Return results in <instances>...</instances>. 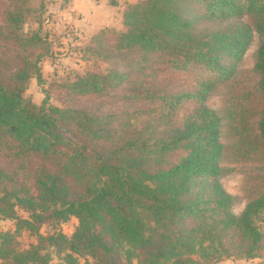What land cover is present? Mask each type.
<instances>
[{"label":"trees","instance_id":"16d2710c","mask_svg":"<svg viewBox=\"0 0 264 264\" xmlns=\"http://www.w3.org/2000/svg\"><path fill=\"white\" fill-rule=\"evenodd\" d=\"M0 1L5 4L0 8V217L16 222L14 232L0 231V264H51L54 258L59 264H205L229 257H260L264 264V229L258 225L264 191L240 214L233 211L234 197L221 181L223 117L206 103L215 84L233 76L259 34L257 132L250 131L249 110L239 113L231 128L236 156L264 151V0L127 3L124 29L100 28L84 50L103 58H137L127 68L77 74L66 82L71 94L104 93L124 84L131 69L143 72L155 63L176 68L195 63L212 76L192 91L166 94L151 91L143 78L132 79L133 87L140 82L146 88L127 97L155 101L160 110L127 111L123 120L54 105L46 89L39 104L28 97L30 80L44 81L40 62L46 54L35 49L46 48L47 39L41 28L22 31L31 11L27 0ZM246 16L251 23L198 27ZM108 32L115 35L112 42L104 39ZM185 101L197 105L177 122L172 118ZM135 114L147 116L130 120ZM73 216L78 225L71 236L61 229L40 231L47 222ZM22 230L34 234L36 243L19 247Z\"/></svg>","mask_w":264,"mask_h":264},{"label":"rangeland","instance_id":"374dc122","mask_svg":"<svg viewBox=\"0 0 264 264\" xmlns=\"http://www.w3.org/2000/svg\"><path fill=\"white\" fill-rule=\"evenodd\" d=\"M81 1V0H79ZM92 3L99 0H91ZM138 0H122L125 4ZM27 5L31 8L26 14L22 24L24 33H32L40 29V34L47 39L46 48L35 49V52L44 51L45 56L41 60V70L43 83H38L36 78H32L26 89V95L34 102L41 103L45 98V89L50 94V103L60 107L79 108L98 115L115 114L112 120H123L127 114L135 109L156 106L157 112L160 110L158 103L151 104L142 99H130L127 96L132 92H141L145 86H149L151 91L157 94L181 93L192 91L201 79L212 76V73L198 64H191L186 68H176L164 63H155L148 66L143 72H137L136 68L131 69V77L118 87L107 90L101 94H91L77 96L70 93L66 82L73 80L77 74H83L88 70L104 72L109 68L123 69L127 64L133 63L136 56H130L129 61L120 57L103 58L92 52L84 50L86 42L91 38L99 26L106 22V15L102 13L96 16V20H89L88 7L85 11H80L76 7L75 0H27ZM5 4L0 1V8ZM235 21L251 23L249 17L230 21H203L199 24L200 29H217ZM124 29V25H123ZM115 35L106 33L104 39L112 42ZM261 42L259 34L255 33L253 41L246 51L243 59L238 64L233 76L225 81H219L207 95V105L217 111L222 117L221 140L226 145V155L222 161L224 169L221 181L225 189L234 197L233 211L240 214L249 199L264 191V151L253 152L252 157L243 159L236 156L234 146L235 135L231 128L232 120L239 119V113L249 110V125L252 133L257 132V120L262 108V97L259 90L260 75L256 70V53ZM9 52L8 48L2 50ZM1 51V49H0ZM11 51V50H10ZM123 55V54H122ZM142 85L132 86V79L140 80ZM154 104V105H153ZM197 103L185 101L181 103L173 120L180 122L192 111ZM230 111H234L229 115ZM147 114L132 115L130 120H144ZM1 162L4 158H0ZM16 166V164L12 165ZM22 216H27V212L18 209ZM78 225L76 217H71L65 222H47L41 226L43 234L61 229L68 236H71ZM258 225L264 229V213L258 219ZM16 228V222L10 218L0 217V231H12ZM18 246L29 247L36 243V236L27 230H22L17 235ZM262 258H223L205 264H260ZM51 264H59V260L54 258ZM132 264H138L136 260Z\"/></svg>","mask_w":264,"mask_h":264},{"label":"crops","instance_id":"0c3cea01","mask_svg":"<svg viewBox=\"0 0 264 264\" xmlns=\"http://www.w3.org/2000/svg\"><path fill=\"white\" fill-rule=\"evenodd\" d=\"M99 0L98 2L92 3L91 0H75L76 7L82 12L88 7V13L90 14L89 20H96V16L104 13L106 17V22L104 25L99 26L95 31L99 30L102 27H114L120 29L123 27L122 24V13H123V3L122 0ZM131 2V1H129ZM126 5V4H125ZM94 22V21H93ZM96 25V23L94 22Z\"/></svg>","mask_w":264,"mask_h":264}]
</instances>
